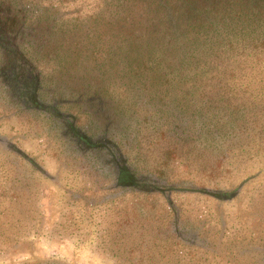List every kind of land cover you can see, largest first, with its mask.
Masks as SVG:
<instances>
[{
	"label": "rangeland",
	"instance_id": "obj_1",
	"mask_svg": "<svg viewBox=\"0 0 264 264\" xmlns=\"http://www.w3.org/2000/svg\"><path fill=\"white\" fill-rule=\"evenodd\" d=\"M103 4L58 8L63 21L82 22ZM238 43L225 57L235 83L228 95L219 86L186 88L188 77L161 86L145 73L92 80L105 85L103 97L121 125L115 142L164 195L113 189L100 160L60 152L49 124L0 118V132L48 173L0 144V264H264V40ZM83 60L72 75L87 76ZM37 63L57 78L59 65ZM75 97L59 109L76 115L82 129H97L91 115H79ZM245 143L244 154L229 147ZM225 147L238 156L219 163ZM242 182L232 201L188 190L229 192Z\"/></svg>",
	"mask_w": 264,
	"mask_h": 264
},
{
	"label": "trees",
	"instance_id": "obj_2",
	"mask_svg": "<svg viewBox=\"0 0 264 264\" xmlns=\"http://www.w3.org/2000/svg\"><path fill=\"white\" fill-rule=\"evenodd\" d=\"M79 1L0 0V71L9 68L6 60L27 56V46L35 47L31 42L38 40V62L59 65L54 80L38 66V89H53L64 103L76 94V104L83 99L98 112L97 125L109 130L116 122L114 107L102 99L105 85L92 80L109 73L120 78L145 73L161 86L188 77L194 79L186 80V88L219 86L228 95L235 83L225 57L239 41L264 40V0H98L103 9L89 20L63 21L58 7ZM82 59L87 76L72 75ZM20 71L10 66V75Z\"/></svg>",
	"mask_w": 264,
	"mask_h": 264
},
{
	"label": "flooded vegetation",
	"instance_id": "obj_3",
	"mask_svg": "<svg viewBox=\"0 0 264 264\" xmlns=\"http://www.w3.org/2000/svg\"><path fill=\"white\" fill-rule=\"evenodd\" d=\"M33 28L35 30L38 29V24H35ZM31 43V45H34L35 47L31 48L30 45L27 46L29 55L23 57L17 56L16 58H13L12 62H8L6 60L7 58H4L8 65L11 63L10 66H12V70L16 71L21 69V71L19 74L13 73L10 75V66L5 72L2 73L0 71V112H2L0 118L6 119L8 122L24 119L29 124L35 123L38 125L40 122L42 124H49L56 145L61 149L60 152L67 154L70 157L79 155L85 160L91 158L96 163L100 160L98 163L101 164L102 171L105 172L103 175L111 180L110 186L113 189H130L139 192L144 196L156 194L164 195V192L160 191L162 187L157 185V179L150 177L147 178L150 181L154 180L156 183L154 185V183H150L149 180L138 175L131 159L128 157V154L124 152L120 144L115 142L117 134H119V130L121 129V125L118 122H113L115 123L114 127L110 130L101 127H98L97 129L94 127L82 129L78 126L79 118L76 117V115H71L70 110L68 112H63L59 109V107H62L61 105H65V103L64 101L60 102V94L56 96L57 94H54L55 91H53V89L51 90L50 95L47 96V102H43V96L45 97L44 93L47 89H38V40L32 41ZM33 69L35 72L31 75L29 72ZM23 79L26 82H24ZM80 99H82V97H80ZM102 99L107 101L105 97ZM52 100H56L54 105L50 103ZM79 104H81L83 108L82 113L78 112L79 115H91L97 124L96 120L98 119V112H96V110H90V108H88L87 105L85 106L82 101H80ZM40 119H42L43 122L39 121ZM101 123L103 124L105 122L102 121ZM113 123H111L112 126ZM41 131L44 132L42 129ZM203 131L204 129L201 130V134ZM220 137L221 136L218 137V140L221 139ZM0 144L7 149L8 153L25 159L36 171L48 176L47 171L38 165L36 160L30 157L16 141H12L5 131L0 132ZM249 144L250 143L241 145L236 144L234 146L233 144H229V147H235L238 151L244 154L247 152L244 148ZM254 144L259 145L260 143L254 142ZM263 146L264 143L261 146V149H263ZM225 151L227 153L218 150L220 157H217V159L221 160L219 163H222V161L224 163L225 161L229 162L231 159L238 156L226 147ZM124 171L128 173L122 174ZM244 182L239 184L237 189L229 192L208 188L188 190H191L193 193H201L225 202L232 201L239 196L244 187ZM129 184L131 185L129 186ZM171 204L172 203L169 201V205Z\"/></svg>",
	"mask_w": 264,
	"mask_h": 264
}]
</instances>
